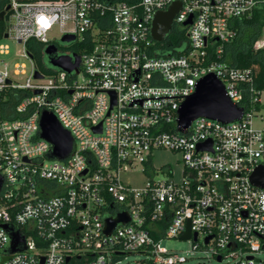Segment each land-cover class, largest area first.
I'll use <instances>...</instances> for the list:
<instances>
[{
	"label": "built area",
	"instance_id": "obj_1",
	"mask_svg": "<svg viewBox=\"0 0 264 264\" xmlns=\"http://www.w3.org/2000/svg\"><path fill=\"white\" fill-rule=\"evenodd\" d=\"M1 1L13 11L8 39L23 48L30 39L44 50L53 45L54 57L77 55L80 63L71 73L46 69L48 76L32 63L24 84L11 78L6 63L0 70V264H116L133 253L150 264H184L185 256L161 243L182 240L187 230L182 241L193 252L202 249L217 262L264 264L255 257L264 251V188L251 181L264 168V126L254 124L262 121L264 88L258 66L226 61L235 22L264 11V0ZM175 2L181 7L166 39L182 36L180 53L151 37L156 13ZM57 27L60 40L75 37L64 43L71 51L48 39ZM260 51L264 28L252 47ZM8 54L0 45V55ZM21 56L29 58L26 51ZM210 74L242 109L241 118L199 117L182 128V103ZM18 90L25 95L3 107L2 95ZM43 111L71 136L64 159L52 157V145L40 136ZM203 143L210 149L199 150ZM158 150L180 156L178 173L163 167L164 178H156ZM134 176L142 180L132 182ZM123 213L128 223L106 234L105 220ZM13 234L22 240L15 252Z\"/></svg>",
	"mask_w": 264,
	"mask_h": 264
},
{
	"label": "water",
	"instance_id": "obj_2",
	"mask_svg": "<svg viewBox=\"0 0 264 264\" xmlns=\"http://www.w3.org/2000/svg\"><path fill=\"white\" fill-rule=\"evenodd\" d=\"M110 1V0H108ZM180 3L175 2L167 11L158 12L153 18L151 37L156 43H163L171 32L172 22L178 11L180 10ZM6 14H0V22H7L9 17L13 14L8 5L5 9ZM185 24H190L188 20ZM7 34L4 38H7ZM75 40L73 35H65L61 38V43H69ZM56 54V47L53 45L48 46L44 50L47 63L52 68H58L64 72L71 73L77 69L80 63V58L77 55L73 56H59L54 57ZM170 54H166L169 56ZM32 59L31 56H29ZM40 74L35 71L34 78L39 79ZM9 84V82H7ZM35 93H40L39 91ZM114 105V95H112V104ZM242 115V109L236 107L226 96L225 89L221 82L212 74L205 76L198 81L195 92L186 98L178 111V124L182 128H187L190 123L199 118L205 117L211 120H217L222 123H230L239 120ZM40 136L42 139L48 141L52 145L51 156L57 159L66 158L72 149V139L70 134L65 131L58 123L56 117L48 112L43 111L40 117ZM95 131L100 133V126ZM199 150L210 149V144H200ZM251 181L256 186L264 188V168H258L251 176ZM1 187V179H0ZM129 219L125 213L119 214L117 218H107L105 220V233L110 234L118 223L126 224ZM12 246L10 251L15 252L17 245L22 241L17 234L12 235ZM182 240L189 239V230L181 237ZM195 240V236H194ZM208 239L206 240V242ZM250 259V258H249ZM5 260V259H4ZM68 261V259H66ZM220 261V258L217 259ZM42 263V262H41Z\"/></svg>",
	"mask_w": 264,
	"mask_h": 264
},
{
	"label": "rangeland",
	"instance_id": "obj_3",
	"mask_svg": "<svg viewBox=\"0 0 264 264\" xmlns=\"http://www.w3.org/2000/svg\"><path fill=\"white\" fill-rule=\"evenodd\" d=\"M11 23H14V19H11ZM7 22H4V27H7ZM61 33L59 28H55L53 32L48 34V39L52 40V42L62 51H71L72 45H67L60 42ZM0 45L7 46L9 48L8 55H0V70L3 69V63H6L8 66V71L12 79H14L19 84H24L26 80L31 76L33 64L38 67V63L36 60H31L27 57L21 56V54L25 51L23 45L18 44L15 41H12L8 38H0ZM41 66L38 67L46 76L50 75V71L53 68L48 65L46 61V57L44 55V51L41 52ZM33 63V64H32ZM16 66V68H15ZM13 71H17L18 75L13 76ZM24 72V74H21ZM82 76H79L77 80L80 84H82ZM264 104V103H263ZM259 115L262 117V121L255 120L254 124L257 128H262L264 126V107L260 109ZM258 115V116H259ZM152 164L157 171L156 178L163 179L164 176L159 170L163 167H170L176 173L180 171L181 162L180 156L168 150H158L154 153L152 157ZM132 182H140L142 179L140 176L132 177ZM161 246L166 251H171L173 253H177L179 255H183L187 258L186 263L184 264H197V263H205V264H232L233 260L231 258H225L222 262H217L215 258L206 257V254L202 249H199L197 252H193L191 249V244L179 239H163ZM192 253V254H191ZM258 259L264 260V251L256 254L255 256ZM116 264H150L148 259L144 254L133 253L126 254L125 256L120 257Z\"/></svg>",
	"mask_w": 264,
	"mask_h": 264
},
{
	"label": "trees",
	"instance_id": "obj_4",
	"mask_svg": "<svg viewBox=\"0 0 264 264\" xmlns=\"http://www.w3.org/2000/svg\"><path fill=\"white\" fill-rule=\"evenodd\" d=\"M18 2H33L36 0H17ZM132 2V0H125ZM6 6L5 1L0 0V14L4 11ZM235 28L237 30L236 39L226 48V61L234 67L244 68L250 66H258L260 68L259 74V87L264 88V51H260L257 54L252 52V47L255 41L260 37L262 29L264 28V11H255L250 19H242L235 22ZM4 22H0V38L4 36L5 32ZM182 36H176L171 34L168 37L169 46L172 48L171 53L182 52ZM159 46V45H158ZM181 46L179 49H177ZM160 47V46H159ZM25 51L32 60H36L38 67L41 66V52L44 51L41 44L33 39L28 40L24 45ZM168 54L167 52L163 53ZM39 69V68H38ZM25 93L22 91H7L2 96L6 98V101L2 103L3 107H12Z\"/></svg>",
	"mask_w": 264,
	"mask_h": 264
},
{
	"label": "flooded vegetation",
	"instance_id": "obj_5",
	"mask_svg": "<svg viewBox=\"0 0 264 264\" xmlns=\"http://www.w3.org/2000/svg\"><path fill=\"white\" fill-rule=\"evenodd\" d=\"M168 43H169V41H168V39H166V40H165V44L168 45ZM45 57H46V56H45ZM46 61H47V59H46Z\"/></svg>",
	"mask_w": 264,
	"mask_h": 264
},
{
	"label": "crops",
	"instance_id": "obj_6",
	"mask_svg": "<svg viewBox=\"0 0 264 264\" xmlns=\"http://www.w3.org/2000/svg\"><path fill=\"white\" fill-rule=\"evenodd\" d=\"M263 107H264V106L260 107V109L263 108ZM260 111H261V110H259V112H260Z\"/></svg>",
	"mask_w": 264,
	"mask_h": 264
}]
</instances>
